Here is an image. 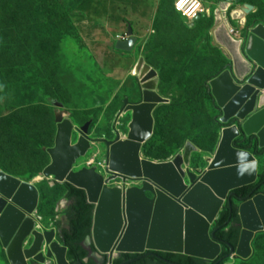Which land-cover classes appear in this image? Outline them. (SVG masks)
I'll return each instance as SVG.
<instances>
[{
	"label": "rangeland",
	"instance_id": "1",
	"mask_svg": "<svg viewBox=\"0 0 264 264\" xmlns=\"http://www.w3.org/2000/svg\"><path fill=\"white\" fill-rule=\"evenodd\" d=\"M173 1L159 0L150 20H127L138 42L133 53H118L113 45L126 38L127 28L111 32L114 0H0V166L39 187L48 220L63 202L57 218L63 227L69 203L63 197L65 183L42 175L51 162L47 149L55 142L58 115L71 118L77 127L89 122L91 147L75 169L96 165L104 172L105 140L125 137L129 131L132 116L131 111L121 113L123 99L141 100L135 74L140 58L157 71V92L169 99L154 110V131L143 144V157L168 160L191 141L198 148L191 154V170L201 174L208 167L223 126L220 119L215 121L200 85L232 62L236 49L240 52L249 17L264 16V0H202L207 14L193 25L173 12ZM247 5L251 13L238 17ZM260 89L257 101L264 95ZM78 136L74 131V142ZM257 160L260 172L264 157ZM118 182L116 178L109 184ZM84 245L89 249L91 244ZM252 247L250 264H264V233L255 237ZM2 256L0 249V264H6ZM93 257L98 263L104 260ZM223 264L241 262L229 258Z\"/></svg>",
	"mask_w": 264,
	"mask_h": 264
},
{
	"label": "water",
	"instance_id": "2",
	"mask_svg": "<svg viewBox=\"0 0 264 264\" xmlns=\"http://www.w3.org/2000/svg\"><path fill=\"white\" fill-rule=\"evenodd\" d=\"M251 11L252 6L247 5L246 14ZM198 20L200 17L193 23ZM252 30L247 36L244 51L252 62L247 82L258 71L264 76L260 61L249 54ZM260 41L264 44V40ZM137 42L132 26L128 25L126 39L117 40L114 48L132 53ZM226 72L234 91L218 96L213 82ZM135 74L139 76L141 100L129 103L127 97L124 99L125 108L121 113L131 111L132 116L129 131L125 137L117 135L115 139L105 140L108 151L104 172L96 165L75 169L77 160L91 147L89 122L77 127L71 118L61 114L57 117L54 145L47 149L51 162L43 169L42 175L52 177L54 182H68L86 191L88 201L94 204V215L91 235L84 243L94 245L96 256L106 255L113 262L122 253L172 252L215 262L223 253V245L228 246L214 236L213 228L219 214L226 204L232 208L231 199L235 190L253 185L258 180L257 157L250 150L237 147L236 141L243 134L257 135L259 146L264 147L259 133L246 128V122L255 112L262 110L260 106L264 103L260 102L257 110L243 113L233 110V113L227 114L225 106L233 97L243 96L241 89L246 83L242 85L235 80L229 70L209 82L217 105L223 112L221 123L234 121L222 127L213 158L208 167L197 174L190 168L191 154L198 150L191 141L186 143L183 153H177L171 159L154 161L143 157V144L154 131V110L158 104L169 103V99L157 92V71L146 65L142 58L138 61ZM260 88H264V77L262 85L256 86L253 91L255 100ZM246 98L239 107L244 106ZM74 131L79 134L75 142L72 139ZM116 178L121 179V184L110 185L109 182ZM127 181H139V184L129 185ZM39 202L40 192L35 183L8 173L0 166V241L8 262L70 264L67 247L61 243L56 229L41 227ZM238 215L241 232L237 247H230L228 257L246 261L254 255L252 244L255 237L264 233V194L241 200Z\"/></svg>",
	"mask_w": 264,
	"mask_h": 264
},
{
	"label": "trees",
	"instance_id": "3",
	"mask_svg": "<svg viewBox=\"0 0 264 264\" xmlns=\"http://www.w3.org/2000/svg\"><path fill=\"white\" fill-rule=\"evenodd\" d=\"M232 3H240L242 0H229ZM174 3V1H173ZM172 3L173 12L180 17L184 22H186L174 9V4ZM255 15V14H254ZM202 18V17H201ZM200 18V19H201ZM201 20L196 21L194 24H198ZM130 25V22H127ZM187 23V22H186ZM188 24V23H187ZM264 25V16L261 18H257L256 16H250L246 28L243 33V42L240 47L241 53L243 57L249 62L252 63L245 54V45L246 39L249 34V31L256 27L257 25ZM191 25V24H188ZM113 50L118 53H123L114 48ZM229 70L232 72L233 77L238 82H242L246 80L250 73L243 77L241 80L236 76L232 62H229L225 66H223L219 71L212 73L210 76L206 77L205 80L200 85V89L203 94L209 101V110L213 114L215 121L219 122L220 117L223 115L222 109L217 105V102L211 92L209 81L215 77H217L223 71ZM234 120H230L229 123L223 124L219 122L220 125L226 126L233 123ZM236 146L239 148H244L250 150L256 157H264V147L259 146V138L257 135H242L236 141ZM263 171V169H262ZM260 171V178L258 182L253 185L242 187L234 191L235 195L242 197L243 200H246L248 197H253L256 194L263 193L264 194V171L262 173ZM65 183V192L63 193V197L69 202L66 209L63 211V214L66 217L67 227L61 229L60 232V241L67 247V258L70 264H75L78 262H82L83 264H108L109 260L106 255L103 257V262L98 263L95 257L90 254L95 251V247L93 244L90 245L88 249L84 245V240L91 235L92 225H93V215H94V204L90 203L87 198L86 191L82 188H78L68 182ZM38 187V186H37ZM39 189V187H38ZM40 192V202H39V210L42 212L41 214L47 215V212L41 208V191ZM232 200V208L230 209L229 205L226 204L221 213L219 214V218L215 223L213 228L215 239L219 242L227 243L228 246L223 245V253L220 258L215 262H207L205 260L188 257V255H183L179 253L172 252H150L147 251L142 254H132V253H122L118 258L114 259L112 264H169L166 260L178 263V264H223L225 260L229 259L230 247H237V243L239 240L241 226H240V218L238 215V207L241 203V200ZM56 213H54L53 220L56 219ZM42 216V215H41ZM43 217V216H42ZM44 218V217H43ZM55 225L60 227V221H56ZM0 249L3 254V258L6 264H9L4 248L2 247L0 241ZM134 259V260H133ZM133 260V261H130ZM241 264H250L251 258L246 261H241ZM30 264H42L37 263L35 261H31Z\"/></svg>",
	"mask_w": 264,
	"mask_h": 264
},
{
	"label": "bare ground",
	"instance_id": "4",
	"mask_svg": "<svg viewBox=\"0 0 264 264\" xmlns=\"http://www.w3.org/2000/svg\"><path fill=\"white\" fill-rule=\"evenodd\" d=\"M243 14H246V12H240L238 17H241L240 15ZM250 34L249 54L254 57L255 60H259L262 67H264V44L260 41L264 40V26L262 24L257 25L253 28ZM235 52H238L237 49ZM263 77L264 76L261 71H258L254 74L251 81L247 82L241 89L244 91L243 96L237 95L236 99L233 97V99L227 103V106H225L227 114L233 113V110H235L237 113H243L252 109L257 110V105H259L260 102L264 103V95L260 101H257L255 100V95L253 94L255 87H260V85H262ZM213 83L218 96L224 95L226 92L229 93L230 91H234V86L231 84L227 72L220 78L216 79V81L214 80ZM245 97H247L246 103L244 106L239 107ZM261 107H263L262 110L255 112L254 115L246 122V128L250 132H258L262 142L264 143V106L262 105L260 108Z\"/></svg>",
	"mask_w": 264,
	"mask_h": 264
},
{
	"label": "crops",
	"instance_id": "5",
	"mask_svg": "<svg viewBox=\"0 0 264 264\" xmlns=\"http://www.w3.org/2000/svg\"><path fill=\"white\" fill-rule=\"evenodd\" d=\"M110 4H111V32L114 30V28L116 29V31H120L119 29L121 28V31L123 32L125 30V28L128 27V23H127L128 21L127 20H131V19L132 20H141L145 17H147L148 20H150L151 17L155 14V10L159 4V0H126V1L114 0V2H111ZM114 5H116L118 8H116ZM119 5H121V6H119ZM121 13H123V15ZM152 13H153V15L151 16ZM125 15H127V16L124 17ZM143 20H146V19H143ZM114 22H118V23L113 24ZM121 31L116 32V33L120 34V33H122ZM113 35H114V32L111 33V36H113ZM224 35H225V31H224V34L221 35V40H223V41L225 40ZM227 36H229L228 33H227ZM111 51H112V49H111ZM240 52H241V50H240ZM240 52L238 50V52L234 54L235 58L232 59L231 61H232L233 70H234L236 76L239 78L240 77L243 78L250 71H252V66L243 57L242 53L240 54ZM56 208H57L56 211L58 210L57 211L58 213L56 215L55 220L58 221L57 217L59 218V215H61V212L64 208L63 202H61V204H59ZM41 213L42 212L38 208V214L42 215L44 217L43 222L45 224H47L48 226H50L51 228H55L58 235L60 236L61 229L64 227H67L65 215L63 216L64 217L63 227L62 226L58 227L57 225H55V226H52V224L49 225L51 223L49 221H52L53 219L48 220L47 217ZM47 222H49V223H47ZM93 254L94 255L96 254L95 251Z\"/></svg>",
	"mask_w": 264,
	"mask_h": 264
},
{
	"label": "built area",
	"instance_id": "6",
	"mask_svg": "<svg viewBox=\"0 0 264 264\" xmlns=\"http://www.w3.org/2000/svg\"><path fill=\"white\" fill-rule=\"evenodd\" d=\"M174 9L175 11L188 23L193 25V20L197 17H203L205 14H207V9L202 0H174ZM245 11V10H244ZM231 34H234V30H230ZM123 40L125 38H122ZM103 170L106 167V158L104 159L103 164H101ZM118 184H121V182H118ZM58 211V210H57ZM58 218V217H57ZM38 220L41 222L40 225L42 228H51L47 224H44L43 217L38 214ZM56 220L51 221L49 225L52 224V226H55ZM108 264H112V262L109 261Z\"/></svg>",
	"mask_w": 264,
	"mask_h": 264
},
{
	"label": "flooded vegetation",
	"instance_id": "7",
	"mask_svg": "<svg viewBox=\"0 0 264 264\" xmlns=\"http://www.w3.org/2000/svg\"><path fill=\"white\" fill-rule=\"evenodd\" d=\"M126 98V97H125ZM124 98V99H125ZM128 98V100H129V97H127ZM124 99H123V105H122V111H124V108H125V106H124ZM129 103H131L130 101H129ZM263 169V171H264V167L262 168ZM263 171H262V173H263ZM260 176H261V174H260V172H259V175H258V180H259V178H260ZM258 180H257V182H258ZM234 193V192H233ZM257 195V194H256ZM233 198H235V200H241V199H243L242 197H239L238 195H235V194H233V196H232V199Z\"/></svg>",
	"mask_w": 264,
	"mask_h": 264
},
{
	"label": "clouds",
	"instance_id": "8",
	"mask_svg": "<svg viewBox=\"0 0 264 264\" xmlns=\"http://www.w3.org/2000/svg\"><path fill=\"white\" fill-rule=\"evenodd\" d=\"M245 10V9H244ZM251 13V12H250ZM126 39V38H125ZM45 224V223H44Z\"/></svg>",
	"mask_w": 264,
	"mask_h": 264
}]
</instances>
